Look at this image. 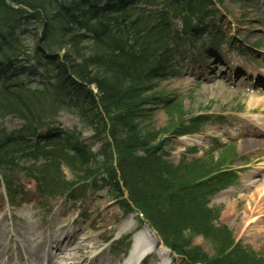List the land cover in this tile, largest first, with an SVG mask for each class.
I'll return each instance as SVG.
<instances>
[{"label": "trees", "instance_id": "1", "mask_svg": "<svg viewBox=\"0 0 264 264\" xmlns=\"http://www.w3.org/2000/svg\"><path fill=\"white\" fill-rule=\"evenodd\" d=\"M27 1L43 10L49 7L42 17L51 30L38 40L44 56L33 62L42 68L44 79H36L41 75L38 71L30 78L25 70L0 69V117L12 115L26 121L18 134L0 130V170L14 169L21 160L41 158L44 163L32 169L51 192L70 189L103 171L105 184L122 209L137 210L163 243L188 264H220L219 259L210 260L191 247V242L201 235L217 238L225 247L232 245L225 229L213 228L216 217L205 206L206 198L222 184L209 176L221 160L206 165L202 161L179 166L167 163L160 155L164 140L146 127L142 109L151 100L147 93L154 88L153 77L167 52V21L182 17L187 24L188 17L200 19L203 12L207 14L210 0H63L55 6L56 0ZM147 6L165 11L146 12ZM1 9L2 15L19 13L5 6ZM16 45L5 56L0 54L4 60L14 61L7 57L21 51L22 44ZM62 49L70 53L61 58L53 54ZM61 108H73L94 129L101 142L97 154L74 135L66 136L62 145L51 132L37 137L38 130L48 126ZM179 110L177 104L167 107L170 124L164 133L172 130L174 121L177 135L193 129L192 125L182 128L184 116L178 115ZM49 146L55 148L48 150ZM61 165L71 171L74 182L65 181ZM231 252L236 260L230 264H264L237 246Z\"/></svg>", "mask_w": 264, "mask_h": 264}, {"label": "rangeland", "instance_id": "2", "mask_svg": "<svg viewBox=\"0 0 264 264\" xmlns=\"http://www.w3.org/2000/svg\"><path fill=\"white\" fill-rule=\"evenodd\" d=\"M215 9H218V13L206 23L209 29L220 32L216 38H221L225 44L210 47L213 38L204 35L197 47L188 50L184 56L174 54L172 59H177L171 63L172 72L170 68H165L166 74L154 81L157 84L154 91L160 98L142 106L147 110L144 121L146 127L154 129L155 133L168 128L170 120L167 108L162 104L165 98L170 105L174 103L180 108L178 115L184 116V124L193 116L209 114V118L199 126L197 134H189L182 140L174 134L176 128L173 127V133L164 139L163 156L174 165L185 160L192 162L193 159L201 160L204 165L209 162L216 164L219 158L226 162L223 165L228 170L224 177L226 182L207 197L206 205L216 217L213 228L225 229L232 239V245L225 247L217 238L207 239L196 235L191 247L199 249L210 260L219 259L220 264H230V260H236V254L232 255L231 252L235 245L256 259L264 260V207H261L264 204V174L247 175L264 163L263 105L261 103L253 107L249 104L252 74L264 69V0H226L222 9L217 5ZM179 26V22H172L170 28L177 34ZM184 40L188 44L187 37L184 36ZM170 44L173 49L179 43ZM233 44L234 47H231ZM214 54L221 61L217 63L216 57L215 60L211 58ZM231 68L240 69L246 77L241 78L239 75L234 79V74L229 71ZM255 91L254 88L251 93ZM263 94L264 89L259 93V98L264 101ZM59 123L64 129L80 133V140L93 151L99 149V143L92 139V128L84 126L78 118L62 113ZM21 126V122L10 117L0 121V128L8 131ZM225 143H230L229 147L234 149L235 159H223L222 152L225 154L227 148L221 151L216 146ZM64 172L70 179L68 171L65 169ZM12 182L17 183V198L12 202L6 201L0 187V216L13 229L20 232L38 230L40 233L44 228L49 230L54 218L58 217L68 225L64 231L79 238L89 235L97 243L87 255H78L90 258L102 252L98 259L105 260V264H124L132 236L142 228L147 229L151 240L159 248L152 231L141 225L135 214L124 215L118 206L119 200L107 195V188L102 183L90 184L81 200L54 199L41 202L38 201L34 183L23 172L15 173ZM20 215L23 220L19 219ZM126 219L133 223V229L120 227ZM81 228L84 229L83 233H79ZM211 239H214V243ZM162 263L184 264L178 258L171 261L169 254L163 259L152 254L142 264Z\"/></svg>", "mask_w": 264, "mask_h": 264}, {"label": "bare ground", "instance_id": "3", "mask_svg": "<svg viewBox=\"0 0 264 264\" xmlns=\"http://www.w3.org/2000/svg\"><path fill=\"white\" fill-rule=\"evenodd\" d=\"M59 1L62 2L63 0H56L54 6ZM30 3H32V1L0 0V12H2L1 8L4 6L9 7L12 13L15 11L19 12L17 16H13L10 13L4 15L0 13V54L5 56V54L10 53L12 47H17L16 44H22L20 52H15L14 55L7 57H12V60H14L13 62H9L6 59L4 60L2 55H0L2 59L0 61V69L25 70L30 78L35 76V72L38 69L41 75L36 76V79L41 80L44 79L42 68H36L32 65H34L33 62L35 60L44 56V52L42 51L43 46H41L38 40L42 38L41 36L43 33L51 30V27L48 26V23L46 20H43L44 18L42 17V13H46L45 10L49 7L46 6L43 10L41 6ZM45 4H47V2H45ZM60 7L66 8L67 6L60 5ZM25 11L27 13H25ZM63 25H65V23H63ZM52 31L56 33L64 32L63 30ZM69 53V50L64 49L61 51L55 50L53 52V54L59 58H61L63 54ZM187 74L189 75L190 72ZM68 77H70V75H68ZM261 77H263V75ZM23 78H25V76ZM55 78L56 76H52V79ZM262 80L263 78H261L260 81ZM261 103L264 107V101L260 100L259 97L256 95L250 97V106L255 107ZM181 139L183 140L185 138L183 137ZM263 171L264 164L258 167L255 172H248L249 174L247 175L251 177L254 173L257 175ZM261 207H264V204ZM3 218V216H0V264H26V262L29 263L30 259H32L35 264H105V260L98 259V256H101L102 252L90 258L81 256L82 254L87 255L89 251H93L97 243L90 239L89 235L85 234L83 238H79L78 236H73L70 232L64 231L68 225L65 221H60L58 217L54 218L55 221L53 220L54 224L52 230L48 233L45 231L40 232V235L28 231L20 233L17 229L9 231ZM19 219L23 220V216L20 215ZM120 227L132 229L134 225L130 223L129 219H126ZM83 231V228L79 229V233H83ZM152 246H154V243L150 236L147 235V229L142 228L140 232L133 236L132 255L127 258V264L131 263L137 255L142 256L149 252L151 254ZM22 251L27 252L28 255L25 263L23 259L20 258ZM78 253H81V255H78ZM158 253L162 259L166 255L164 249H161Z\"/></svg>", "mask_w": 264, "mask_h": 264}]
</instances>
